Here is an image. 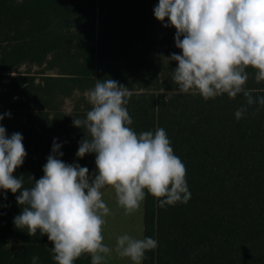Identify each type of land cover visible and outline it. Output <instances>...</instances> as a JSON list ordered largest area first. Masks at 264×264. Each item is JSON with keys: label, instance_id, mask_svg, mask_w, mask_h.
Returning <instances> with one entry per match:
<instances>
[{"label": "trees", "instance_id": "16d2710c", "mask_svg": "<svg viewBox=\"0 0 264 264\" xmlns=\"http://www.w3.org/2000/svg\"><path fill=\"white\" fill-rule=\"evenodd\" d=\"M157 4L0 0V114L11 113L0 124L8 136L23 135L27 152L14 175L32 187V177L44 175L54 138L65 163L93 173L95 154L76 157L85 133L73 118H86L92 108L86 92L97 80L113 79L130 94L129 127L137 134L166 131L191 192L187 203L165 207L146 194L143 238L156 239L158 247L142 264H264V107H249L237 121L242 94L205 101L180 92L173 80L177 63L168 59L180 54L176 30L154 17ZM246 71V88L264 96V81L256 82V70ZM19 194L0 190V264H31L33 256L38 264H55L47 235L29 236L14 225ZM74 264H91V256Z\"/></svg>", "mask_w": 264, "mask_h": 264}, {"label": "clouds", "instance_id": "9594fccd", "mask_svg": "<svg viewBox=\"0 0 264 264\" xmlns=\"http://www.w3.org/2000/svg\"><path fill=\"white\" fill-rule=\"evenodd\" d=\"M154 17L165 28H175L173 80L182 93L200 95L205 101L227 94H242L246 103L235 112L239 121L249 107H264V96L254 97L246 88L249 67L256 70V82L264 81V0H158ZM167 21V22H165ZM127 87L113 79L97 80L87 93L92 105L85 119L73 118V125L85 136L76 157L95 154L96 171L78 163H65L61 143L54 138L43 166L44 175L30 188L23 176L14 175L27 156L23 135L8 136L0 124V190L10 191L22 211L14 217L18 229L29 236L47 235L55 264H74L81 255L91 264H103L112 249L103 243V226L110 209L102 199L106 186L115 190L117 203L126 215L136 212L151 195L160 207L187 203L191 198L186 166L174 154L163 128L137 134L126 105ZM255 109L253 115L259 111ZM11 117L0 114V121ZM6 199V195L4 196ZM158 247L152 237L117 238L115 251L132 264H142L146 252ZM33 256L31 264H38Z\"/></svg>", "mask_w": 264, "mask_h": 264}, {"label": "rangeland", "instance_id": "374dc122", "mask_svg": "<svg viewBox=\"0 0 264 264\" xmlns=\"http://www.w3.org/2000/svg\"><path fill=\"white\" fill-rule=\"evenodd\" d=\"M37 67L38 66H36L35 68ZM25 68L26 66H22L21 69L24 70ZM87 93L88 91L86 92V95ZM72 103H73L72 98L66 99L65 109L67 111H71ZM95 171H96V165H94V172ZM102 192H103L102 199L110 209L109 215L104 218L106 223L103 226V236H104L103 243L112 249L111 254L105 257L103 263L132 264V261L130 259L120 257L119 254L115 251L117 238L113 237L111 234L113 228L110 229V221L113 220L111 226L112 224H116V223L118 224V228L120 226L121 235L127 234L135 239H142L143 238L142 220H143L144 201L142 202L140 208L136 212L132 213L131 215H126L125 210L118 205L115 190L112 187L106 186L104 189H102Z\"/></svg>", "mask_w": 264, "mask_h": 264}, {"label": "crops", "instance_id": "0c3cea01", "mask_svg": "<svg viewBox=\"0 0 264 264\" xmlns=\"http://www.w3.org/2000/svg\"><path fill=\"white\" fill-rule=\"evenodd\" d=\"M143 217H144V209H143ZM109 218V217H108ZM111 218V217H110ZM111 223H113V220L112 221H110V229L111 228H113L112 229V236L113 237H115V238H118L119 236H121V228H120V226H119V228H118V224L116 223V224H112V226H111ZM142 231H143V236H144V218H143V220H142ZM110 235V234H109ZM111 236V235H110ZM104 264V263H103Z\"/></svg>", "mask_w": 264, "mask_h": 264}]
</instances>
